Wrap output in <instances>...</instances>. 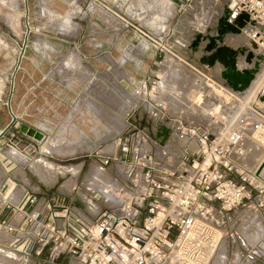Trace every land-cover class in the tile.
<instances>
[{"label":"rangeland","instance_id":"374dc122","mask_svg":"<svg viewBox=\"0 0 264 264\" xmlns=\"http://www.w3.org/2000/svg\"><path fill=\"white\" fill-rule=\"evenodd\" d=\"M222 5L219 0H0V201L30 186L38 190L40 204L59 194L76 213H94L103 199L83 186L98 192L107 186L116 161L109 160V169L97 162L103 154L114 155L117 138L132 127L148 131L154 150L166 145L171 154L165 162L176 165L197 149L188 125L240 126L238 161L264 184V124L254 103L258 82L247 93H236L222 77L229 70L221 74L191 47L195 33L209 35L220 21L228 22ZM231 26L236 35L244 34ZM240 43L230 40L219 57L231 60L244 43L242 71L251 80L261 72L259 80L264 69L254 62L249 36ZM263 103L257 106L264 109ZM28 127L44 136L28 134ZM94 176L105 184L95 183ZM221 226L208 264H264V206L229 212ZM0 246V264H40ZM249 252L252 262L245 259Z\"/></svg>","mask_w":264,"mask_h":264},{"label":"built area","instance_id":"2783aa9c","mask_svg":"<svg viewBox=\"0 0 264 264\" xmlns=\"http://www.w3.org/2000/svg\"><path fill=\"white\" fill-rule=\"evenodd\" d=\"M219 1L232 24L239 16L249 22V46L264 63V0ZM259 81L254 103L264 124V109L257 106L264 101V72ZM205 124H198L203 129L187 126L201 147L176 165L165 162L171 154L166 145L153 149L156 142L148 131L132 127L121 133L115 154H103L97 162L107 167L109 160L116 161L108 193L82 185L103 199L88 216L76 213L62 195L40 204L37 189L16 187L14 199L0 201V245L40 264H62L65 255L66 264H208L225 215L246 205L264 206V184L238 161L240 126ZM260 142L264 148V128ZM94 202L89 203L94 207ZM245 259L252 262L254 254Z\"/></svg>","mask_w":264,"mask_h":264},{"label":"bare ground","instance_id":"6f19581e","mask_svg":"<svg viewBox=\"0 0 264 264\" xmlns=\"http://www.w3.org/2000/svg\"><path fill=\"white\" fill-rule=\"evenodd\" d=\"M222 9H223L222 10L223 11L222 12V18H226L228 11H227L225 5H222ZM231 24H232V22H230V20H228V22H226L224 24L222 23V21H220L219 25L217 27L210 28L211 33L209 35H205L204 33H201V32L195 33V35L192 39V42H191V47H192L193 51L201 58V60L204 63H208L212 67H216V69L219 70V72L221 74L223 72L229 70V72H228L229 74L223 73L222 77L225 80V82L229 85V87H231L236 93H239V94L244 93V92L247 93L248 89L253 84V81H254V83L258 82L257 85L260 84V81H259L260 79L258 80V78H259L258 76L261 74V72L258 73L256 78L251 80L252 75L242 71V70L247 68V67H243L241 65L242 63H240V58L242 57L241 54L245 53V51L247 50L244 43H243V45H241V47H239L237 49L238 51L240 50V52H238L237 55H235V54L231 55L232 56L231 60L227 59L226 56L222 57V59H221V57H219L220 54L224 53L223 50L227 51V48H230L229 47L230 40H234V41L236 40V42L241 41L240 44H242V41L245 42L246 39L248 40V36H249V32H248L249 31V22L248 21H246L243 17L239 16L235 19V22H233V24L236 25V27H238V30H243L244 34L241 36L236 35L238 32H236L234 30V28L231 26ZM203 41H206V43H203ZM236 44H238V43H236ZM250 49L249 50L252 52V55H255L253 49L251 47H250ZM249 56H250V54H249ZM246 58H248V57H246ZM251 58L253 59L252 56H251ZM258 61H260V60H258L257 58L254 59V62L257 63ZM260 68L262 70L264 69V63L263 62H261ZM244 85H246L245 89H239L240 86H244ZM263 105H264V103H263ZM257 115H258V113H257ZM188 135H189L190 139L192 140V143L194 142L196 144V146H197L196 150H198L201 147L200 141L194 135H192V133L188 134ZM180 138H182V137H180ZM184 140H185V138H184ZM184 140L182 142H184ZM187 141L188 140H185V142H187ZM241 142H242V140L240 141V148H241ZM192 143H190V144H192ZM194 143L192 144V147H193ZM242 152H243V150H242ZM108 184L109 183L107 182V186H105V185L102 187H99L100 185L99 186L97 185V186L99 188H102L100 191L103 192V194H105V193H108V191H109V189H108L109 185ZM91 185H92V183H91ZM89 186H87V187H89ZM96 211H97V209H96ZM58 216H63V214L59 213ZM216 231L217 232L215 233L214 237H215V239H218V238H220L221 232H220V229H217Z\"/></svg>","mask_w":264,"mask_h":264},{"label":"water","instance_id":"95a60500","mask_svg":"<svg viewBox=\"0 0 264 264\" xmlns=\"http://www.w3.org/2000/svg\"><path fill=\"white\" fill-rule=\"evenodd\" d=\"M27 133L33 135L34 137L41 139L44 136L43 131L36 129L35 127H28Z\"/></svg>","mask_w":264,"mask_h":264}]
</instances>
